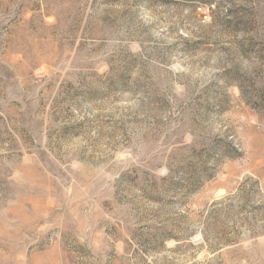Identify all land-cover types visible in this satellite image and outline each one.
Masks as SVG:
<instances>
[{
    "label": "rangeland",
    "instance_id": "rangeland-1",
    "mask_svg": "<svg viewBox=\"0 0 264 264\" xmlns=\"http://www.w3.org/2000/svg\"><path fill=\"white\" fill-rule=\"evenodd\" d=\"M0 264H264V0H0Z\"/></svg>",
    "mask_w": 264,
    "mask_h": 264
},
{
    "label": "built area",
    "instance_id": "built-area-1",
    "mask_svg": "<svg viewBox=\"0 0 264 264\" xmlns=\"http://www.w3.org/2000/svg\"><path fill=\"white\" fill-rule=\"evenodd\" d=\"M198 10H200V7H198Z\"/></svg>",
    "mask_w": 264,
    "mask_h": 264
}]
</instances>
